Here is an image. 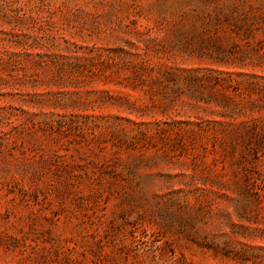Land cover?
Returning <instances> with one entry per match:
<instances>
[{
    "label": "rangeland",
    "instance_id": "1",
    "mask_svg": "<svg viewBox=\"0 0 264 264\" xmlns=\"http://www.w3.org/2000/svg\"><path fill=\"white\" fill-rule=\"evenodd\" d=\"M0 264H264V0H0Z\"/></svg>",
    "mask_w": 264,
    "mask_h": 264
}]
</instances>
